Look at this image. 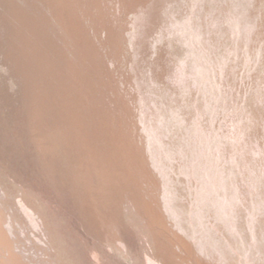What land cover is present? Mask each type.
Listing matches in <instances>:
<instances>
[{"label": "rangeland", "instance_id": "rangeland-1", "mask_svg": "<svg viewBox=\"0 0 264 264\" xmlns=\"http://www.w3.org/2000/svg\"><path fill=\"white\" fill-rule=\"evenodd\" d=\"M0 264H264V0H0Z\"/></svg>", "mask_w": 264, "mask_h": 264}]
</instances>
